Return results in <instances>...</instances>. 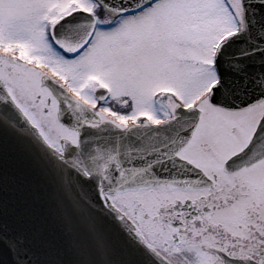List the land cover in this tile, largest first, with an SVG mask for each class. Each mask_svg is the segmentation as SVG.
Wrapping results in <instances>:
<instances>
[{
    "label": "water",
    "instance_id": "obj_1",
    "mask_svg": "<svg viewBox=\"0 0 264 264\" xmlns=\"http://www.w3.org/2000/svg\"><path fill=\"white\" fill-rule=\"evenodd\" d=\"M95 1L109 12L129 14L155 0ZM239 2L243 27L219 43L218 80L208 96L211 106L227 112L264 101V0ZM80 17L76 12L70 18ZM65 42L59 45L67 49ZM40 80L71 139L61 141V152L50 146L0 78V264H171L143 241L110 197L126 189L209 187L205 173L181 156L201 111L177 107L159 124L119 127L60 84ZM246 146L226 160L225 170L264 158V115ZM210 252L221 264H255Z\"/></svg>",
    "mask_w": 264,
    "mask_h": 264
},
{
    "label": "flooded vegetation",
    "instance_id": "obj_2",
    "mask_svg": "<svg viewBox=\"0 0 264 264\" xmlns=\"http://www.w3.org/2000/svg\"><path fill=\"white\" fill-rule=\"evenodd\" d=\"M86 1L87 8L73 6L75 2L70 1L64 13L51 22L48 19L44 22L42 40L47 46V52L52 56L50 59L53 61L49 59L51 64L30 63L19 58L18 52L0 50V78L12 99L44 140L61 152V141L71 139V135L58 123L56 101L46 86L41 84V77L60 83L98 118L119 127L144 121L150 124L158 123L173 117L176 106L195 105L197 108L207 98L203 106L197 108L201 111L200 121L192 140L182 150L181 156L199 167L210 179L211 185L191 190L169 185L126 189L115 193L111 197V203L125 219L129 220L143 241L171 264H221L222 260L210 250L220 251L231 260L248 259L255 264H264V158L243 168L224 169L229 157L247 147L264 115V101L236 112L222 111L210 105L207 93L217 80L213 53L218 39L212 44L209 61L205 63L201 61L199 51L194 55L190 54L188 58L192 59L182 60L179 57L170 65L161 64L159 59L153 58L156 67L168 71L180 86L194 85L201 81V77L204 74L206 76V73L213 75V80L188 103H184L185 95L181 92L185 88L180 90L178 85L148 89L144 94L127 91L117 95L109 85L111 81H108L109 83L102 81L96 74L85 76L81 87L74 91L70 78H64V73L58 71L59 67L54 63L58 64L60 60L64 64L74 63L75 73L71 69L67 76L72 72L79 82L81 78H77L76 72L85 59H78L85 54L81 55L92 40L96 29L99 30L101 27V21L108 19L110 23L117 24L124 18L144 13L156 5V2L160 3L163 0L127 15L111 14L91 0ZM231 2L233 3V0ZM235 8L236 16L231 20L234 25L237 20L234 26L237 28L242 25L237 2ZM77 10L93 14L94 29L86 46L75 55L69 56L54 43L49 27L53 22ZM84 25V21H81L82 33ZM80 36L81 32H77L71 34L69 38L77 45ZM155 43L156 47L164 49L160 43ZM69 44L73 45L71 42ZM149 47H151L148 49L149 54L156 55L158 51L156 47ZM11 48L16 51L19 46L12 45ZM138 50L139 48L136 51ZM89 58L93 59L92 56ZM115 60L117 61V58ZM133 62H136L135 59ZM201 67H205V72L201 73ZM130 73L134 76L135 71L132 70ZM135 83V80H129V84ZM90 86L88 98L80 95L81 90H89ZM115 93L120 96L119 101L109 103ZM137 96L144 104L143 107L147 108V112L142 114L146 117L133 119L127 111ZM225 127L228 128V135H225L223 129Z\"/></svg>",
    "mask_w": 264,
    "mask_h": 264
},
{
    "label": "rangeland",
    "instance_id": "obj_3",
    "mask_svg": "<svg viewBox=\"0 0 264 264\" xmlns=\"http://www.w3.org/2000/svg\"><path fill=\"white\" fill-rule=\"evenodd\" d=\"M70 1H74L73 6L76 7L88 6L86 0H0V50L18 52L19 58L30 63L51 64L52 56L42 40L44 22L46 19L51 22L64 13ZM233 2L235 5L238 3L237 0ZM231 8V0L229 4L225 0H163L144 13L124 18L117 24L110 23L108 19L101 21L93 44L78 59H85L76 72L77 78H81L79 82L75 79L74 63L64 64L61 60L58 64L53 63L59 67L58 71L64 73V78H70L74 91H78L85 76L90 74L98 75L102 81H111L109 85L117 95L127 91L144 94L148 89L178 85L168 71L156 67L153 58L159 59L161 64L170 65L179 57L182 60L192 59L188 58L190 54L199 51L201 61L208 62L212 44L228 31L234 30L237 24V20L235 25L231 20L233 11L237 10L235 8L232 11ZM153 39L164 49L156 47ZM12 45H18V50L14 51ZM149 46L156 47V55L149 54ZM131 48L139 50H128ZM91 56L93 59L89 58ZM134 59L136 62H133ZM135 65L137 67L133 68ZM204 68L201 67V73L205 72ZM71 69L74 73L67 76ZM132 70L135 71L134 76L130 73ZM130 79L136 83L129 84ZM211 80L213 75L206 73L194 85H178L180 90L185 88L181 91L185 95L184 103L192 101ZM90 91L91 86L89 90H81L80 95L88 98ZM117 95L113 94L109 103H117L120 97ZM143 105L137 96L129 111H125L133 119L146 117L142 115L147 112Z\"/></svg>",
    "mask_w": 264,
    "mask_h": 264
},
{
    "label": "bare ground",
    "instance_id": "obj_4",
    "mask_svg": "<svg viewBox=\"0 0 264 264\" xmlns=\"http://www.w3.org/2000/svg\"><path fill=\"white\" fill-rule=\"evenodd\" d=\"M161 1V0H160ZM159 2V1H158ZM158 2H156L155 4H157ZM147 10V9H146ZM145 11V10H144ZM97 32H98V30L96 29V31H95V34H94V36H93V38H92V40L90 41V43H89V45L87 46V48L81 53V55H83L89 48H90V46H91V44L93 43V41H94V39H95V37H96V35H97ZM80 55V56H81ZM207 100V98L203 101V102H201V104H199L198 105V107L197 108H200V107H202L203 105V103L205 102ZM228 127H229V125H227ZM224 129V132H225V135H228L229 134V132L227 131L228 130V128H223Z\"/></svg>",
    "mask_w": 264,
    "mask_h": 264
}]
</instances>
